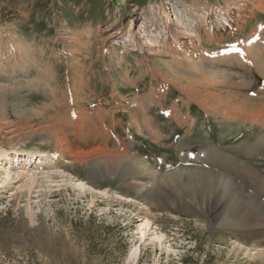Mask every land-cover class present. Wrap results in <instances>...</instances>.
Wrapping results in <instances>:
<instances>
[{"label": "rangeland", "instance_id": "rangeland-1", "mask_svg": "<svg viewBox=\"0 0 264 264\" xmlns=\"http://www.w3.org/2000/svg\"><path fill=\"white\" fill-rule=\"evenodd\" d=\"M263 64L264 0H0V264H264V225L187 185L208 170L264 205ZM211 148L228 160L188 155Z\"/></svg>", "mask_w": 264, "mask_h": 264}, {"label": "bare ground", "instance_id": "bare-ground-1", "mask_svg": "<svg viewBox=\"0 0 264 264\" xmlns=\"http://www.w3.org/2000/svg\"><path fill=\"white\" fill-rule=\"evenodd\" d=\"M253 1V0H252ZM260 4V3H259ZM216 5V4H215ZM246 7V6H245ZM236 8V7H235ZM248 8V7H247ZM260 8V7H258ZM234 9V8H233ZM231 5H227L226 6V11H224L223 6L216 5L210 8V12L213 14L214 12L217 14V18L219 19V22H225L227 21L225 19L226 15L228 14L229 11L233 10ZM241 7L239 6L237 8L238 11H240ZM261 9V8H260ZM263 10V9H262ZM243 11V10H242ZM218 12V13H217ZM242 18V17H241ZM201 20V19H200ZM189 22H194L190 17H189ZM217 22V21H214ZM238 25V24H237ZM205 26V25H204ZM263 26V25H262ZM190 27H191V23H189L187 25V31L190 32ZM214 27V26H213ZM261 26H257V28L255 29V31L249 36L247 37V45H249L252 42H256L260 37L259 31ZM206 28V27H205ZM208 29V28H207ZM207 31V38L210 39H217L221 36L219 35H215V30L212 28L210 30H204V32ZM192 33L195 31H191ZM196 33H198V30H196ZM172 37H176L175 39H179V36L176 35V33H172L171 34ZM196 37H200L196 35ZM206 38V39H207ZM261 39V38H260ZM133 43L132 44H136L134 38L132 39ZM208 40V39H207ZM257 43V42H256ZM237 45V44H236ZM232 45V47L230 46V49L227 51L229 53L226 52L227 55L230 54V52H236L237 50V46ZM254 46H251L249 49L250 51L253 50ZM195 49V47H193ZM220 48V47H219ZM256 49V47H255ZM238 51V50H237ZM241 51V49H240ZM171 52V51H170ZM245 52V51H244ZM261 52V51H260ZM224 53V52H223ZM246 53V52H245ZM219 54V53H218ZM221 54V52H220ZM225 54V53H224ZM233 55V53H232ZM236 55H241L240 52H238V54ZM245 55V54H244ZM218 56V55H217ZM220 56V55H219ZM230 56V55H229ZM240 57H243L240 56ZM225 58V55L223 57V59ZM228 58V57H227ZM222 59V58H221ZM226 59V58H225ZM235 60V59H234ZM252 63V62H251ZM261 67V68H260ZM259 68V70H261V75L264 77V64L261 65ZM170 68V67H169ZM184 70V69H183ZM174 71V70H173ZM189 71V70H188ZM215 76V75H214ZM220 76V75H219ZM194 77V76H193ZM218 77V76H217ZM180 79V78H179ZM191 79V78H190ZM220 79V78H219ZM210 81V80H209ZM219 82L216 79H212L211 83H216ZM175 83V82H174ZM194 83V82H193ZM196 84V83H195ZM219 84V83H218ZM174 87V86H173ZM179 87V86H178ZM200 87V86H199ZM209 87V86H208ZM189 89V88H188ZM194 89V88H193ZM190 90V89H189ZM225 91V90H224ZM195 92V91H194ZM196 93V92H195ZM206 93V92H205ZM219 94V93H218ZM194 95V94H193ZM227 96V95H226ZM207 98V97H206ZM212 99V98H211ZM230 100V99H229ZM204 101V100H203ZM206 101V100H205ZM201 102V101H200ZM223 102V101H222ZM241 103V102H240ZM202 104V103H201ZM235 104V103H234ZM205 105V104H204ZM262 106V105H261ZM232 109V108H231ZM75 111V110H74ZM226 114V113H225ZM228 114V112H227ZM237 115V114H236ZM236 115L232 116L233 117H237ZM81 116V115H80ZM226 116V115H225ZM255 117V115H253ZM227 117H229V114L227 115ZM240 117V118H239ZM258 117V116H257ZM256 117V118H257ZM239 120L243 121L242 119L244 118L245 120H248L249 122H252V116H250L249 114H247L245 111L238 116ZM252 119V120H251ZM261 120V119H260ZM258 123H260L259 121H257ZM256 123V122H255ZM83 125V124H82ZM145 125V124H144ZM260 126H262V128H264V122H262L260 124ZM73 128V127H72ZM142 128V127H141ZM146 128V127H145ZM55 129V128H54ZM82 129V128H81ZM151 130V129H150ZM149 130V131H150ZM51 131V130H50ZM152 132V131H151ZM58 133V132H57ZM56 133V134H57ZM96 133V132H95ZM47 135V134H46ZM59 136V134L57 135ZM98 136V135H97ZM58 138V137H57ZM102 138V137H101ZM61 139V138H60ZM90 140V139H89ZM60 141V140H59ZM62 142V141H61ZM98 147V146H97ZM191 149V148H190ZM210 149V148H208ZM261 149H264V134L258 136L255 140V142L250 143L249 145H246V151L249 154H253L256 152H259ZM73 151V150H72ZM69 152V150L67 151L62 144H56V150H55V155L54 159L57 163L60 162V159H64L66 160L67 157L71 158V162L73 164L75 163H80L82 160H85V156H83L81 153L79 152ZM207 151V150H206ZM208 153H205L203 150H199V151H194V152H188V155H190L192 158L194 159H207L212 161L213 159L217 160V159H224V160H228L226 155H223L222 153H219L218 151H216V149L211 148L210 151H207ZM17 156V153H15ZM5 156H9V155H13V153H9L6 152L4 154ZM30 158V156H32V153L29 152L28 155ZM92 157H100L102 160H106L110 163V170L111 172H115L120 170L123 167H126L127 170H130L132 168L135 167L136 165H140L141 163L138 161H134L131 160L126 154L124 153H118V152H111L108 151L106 149H97L95 151H93V153L90 155ZM218 157V158H217ZM25 158V157H24ZM68 158V159H69ZM7 159H9V157H6V161ZM64 161V160H63ZM27 162V161H25ZM108 163V164H109ZM130 163H132L130 166H128ZM117 164V165H116ZM182 172L185 171H176L173 172L169 175H173L175 177V180H180L181 181V177H177L179 174H182ZM187 172V171H186ZM191 174V177L189 179V183L188 185V191L191 195V197L198 199L199 201L203 200V193L206 189H209L211 191H215L217 192V194H219V196L222 199L227 198L228 199V204L226 205L225 211L227 213H230L228 215H236V214H241V218H238L237 221L239 223H244L245 221L248 222L249 220L251 221H255L256 223H258L259 225H264V205L262 203H260L258 200H256L255 198L250 197L248 194H246L240 187H238L236 184H234L231 180L226 179L224 177H222L221 175L208 171V170H198V171H188ZM95 176H98L96 173H94ZM198 176V178L196 179V177L194 176ZM146 176V175H144ZM143 176V177H144ZM172 177V176H170ZM224 206V205H223ZM217 208H215L216 210ZM214 210V211H215ZM224 210V209H223ZM246 213V214H244ZM242 226V225H241Z\"/></svg>", "mask_w": 264, "mask_h": 264}]
</instances>
